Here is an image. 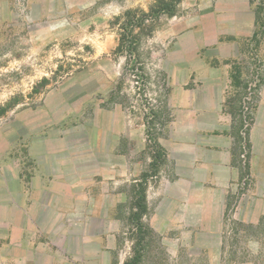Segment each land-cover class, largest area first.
<instances>
[{"label": "rangeland", "instance_id": "374dc122", "mask_svg": "<svg viewBox=\"0 0 264 264\" xmlns=\"http://www.w3.org/2000/svg\"><path fill=\"white\" fill-rule=\"evenodd\" d=\"M154 3L0 0V264H134L132 183L176 178L182 145L223 161L230 111L264 103V0H182L139 36L140 78L119 38L124 14ZM152 108L168 120L157 171ZM245 155L232 156L218 231L198 212L166 221L172 206L150 195L140 264H264V179L240 174Z\"/></svg>", "mask_w": 264, "mask_h": 264}, {"label": "crops", "instance_id": "0c3cea01", "mask_svg": "<svg viewBox=\"0 0 264 264\" xmlns=\"http://www.w3.org/2000/svg\"><path fill=\"white\" fill-rule=\"evenodd\" d=\"M261 103L258 105V108L257 105L255 106L254 111L256 112L253 111V122L248 135L250 143L249 169L253 175L258 173L259 177L264 179V148L259 159L255 153L254 143L256 134H261L264 137V103ZM230 121V128L232 129V118ZM225 139L223 137L220 141L224 142ZM231 139L233 149L234 139L232 136ZM181 150L182 152L179 153V158L176 162V178L169 181L162 179L154 187L147 186V206L149 207L150 205V195H152L153 198H158L162 202H168L172 206L170 209L171 213L162 217L166 221L181 222L180 220L188 214L198 212L201 214L198 215V218L202 221L197 224L198 226L202 227L206 225L205 229L211 230L207 227V222L211 221L214 225V231H218L221 229L223 217L227 212V204L224 202L228 182L238 179L237 168L231 163L233 162V158L230 151V140L227 155L224 153L225 148L218 152V155L221 154L223 156V161H201L197 151L189 155L191 153H186L184 145H182Z\"/></svg>", "mask_w": 264, "mask_h": 264}, {"label": "trees", "instance_id": "16d2710c", "mask_svg": "<svg viewBox=\"0 0 264 264\" xmlns=\"http://www.w3.org/2000/svg\"><path fill=\"white\" fill-rule=\"evenodd\" d=\"M182 0H155V3L149 7L147 12L140 11L138 13L128 11L124 14V23L122 25L123 33L120 35L118 52L125 55L126 67L128 66V71L133 73L134 76L142 75V66L140 61L139 47L140 38L139 36L146 31L151 32L152 26L149 21L153 22L161 14L172 15L176 6L181 3ZM138 30L137 33H134ZM141 72V73H140ZM141 74V75H139ZM113 100V97H111ZM229 105V103H228ZM256 105L250 107V112L246 113L244 116L238 113V108L234 111H230L232 118V132L231 136L234 139V149L232 150V156L235 157L237 147L241 150L244 147L246 150L245 160L243 161V167H238L241 171L248 174L249 171V158H250V143L248 139L250 126L253 122V111ZM158 109V108H157ZM157 109H150L149 119L147 118L144 122L145 134L148 142L151 146H147L149 151V167L159 170L162 165L167 162V153L159 145L158 140L161 133L159 128L165 126L166 114L159 112ZM242 111V110H241ZM238 113V116H237ZM158 128V129H157ZM157 132V133H156ZM243 132V135H241ZM242 155V151L240 153ZM242 163V161H240ZM242 175V174H241ZM143 181V182H142ZM147 178L143 177L141 182L132 183L130 186V203H129V213L126 217L128 225L135 231V236L133 238L134 243L132 246V260H136L134 264H140L141 258L143 257L142 251L145 247L142 246L144 240V235L151 234L149 227L143 223V218L147 216L148 206L146 202V191H147ZM146 244L144 243V246ZM124 264H128L125 262Z\"/></svg>", "mask_w": 264, "mask_h": 264}]
</instances>
